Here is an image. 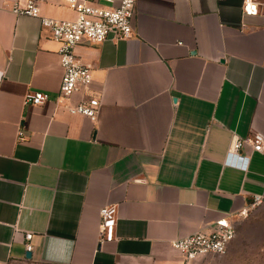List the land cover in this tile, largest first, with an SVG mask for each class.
Listing matches in <instances>:
<instances>
[{"label": "crops", "instance_id": "obj_1", "mask_svg": "<svg viewBox=\"0 0 264 264\" xmlns=\"http://www.w3.org/2000/svg\"><path fill=\"white\" fill-rule=\"evenodd\" d=\"M12 1L0 0V264H179L171 240L227 215L237 230L234 214L264 198V155L244 147L246 170L225 162L235 137L264 135V7L136 0L131 38L75 48L92 83L72 102L98 98L92 123L56 102L60 44ZM39 9L76 17L67 0ZM27 92L49 98L26 105ZM105 205L110 242L99 241Z\"/></svg>", "mask_w": 264, "mask_h": 264}, {"label": "built area", "instance_id": "obj_2", "mask_svg": "<svg viewBox=\"0 0 264 264\" xmlns=\"http://www.w3.org/2000/svg\"><path fill=\"white\" fill-rule=\"evenodd\" d=\"M100 2L112 3L113 0H67V6L76 17L72 20H60L42 16L39 0H13L11 12L39 20L42 28L50 31L51 37L58 41L57 51L62 68V80L56 102H65L64 107L73 115L86 117L94 123L98 116L100 102L98 98L85 96L72 102L73 95L87 91L92 83V74L88 65L77 59L75 48L82 41L100 43L111 35L115 40H127L133 36L132 18L136 0H120L117 6H103ZM264 7V0H242L241 10L244 15L255 16ZM43 92H27L23 98L26 105L38 106L48 100ZM24 132L17 131V139L23 140ZM248 147L250 152L264 155V135L250 132L244 138L235 137L226 154V164L246 170L249 157L243 155L242 149ZM264 201L263 196L254 195L246 207L236 212L237 219L246 216ZM99 241L110 242L115 239L116 208L105 205L99 210ZM232 215L223 216L204 228L171 240V247L182 258L179 264H200L207 256H222L227 252L230 242L236 236V223ZM31 232L24 234L26 251L31 250Z\"/></svg>", "mask_w": 264, "mask_h": 264}, {"label": "rangeland", "instance_id": "obj_3", "mask_svg": "<svg viewBox=\"0 0 264 264\" xmlns=\"http://www.w3.org/2000/svg\"><path fill=\"white\" fill-rule=\"evenodd\" d=\"M235 239L222 256H207L200 264H264V203L237 219Z\"/></svg>", "mask_w": 264, "mask_h": 264}, {"label": "water", "instance_id": "obj_4", "mask_svg": "<svg viewBox=\"0 0 264 264\" xmlns=\"http://www.w3.org/2000/svg\"><path fill=\"white\" fill-rule=\"evenodd\" d=\"M26 257H30V253L29 252L26 253Z\"/></svg>", "mask_w": 264, "mask_h": 264}]
</instances>
